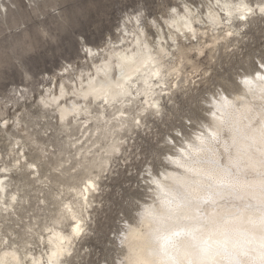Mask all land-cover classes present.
<instances>
[{
    "label": "rangeland",
    "instance_id": "obj_1",
    "mask_svg": "<svg viewBox=\"0 0 264 264\" xmlns=\"http://www.w3.org/2000/svg\"><path fill=\"white\" fill-rule=\"evenodd\" d=\"M246 1L254 8L257 3H264V0ZM212 2L0 0V171H7L8 193L15 192L17 197L15 213L0 219V240L5 239L4 246H26L32 254L44 255V228L52 227L67 202H78L75 189L94 179L92 208L87 215L81 214L85 232L75 238L67 262L125 264L128 252L125 238L129 230L140 228L153 207L178 200L166 191L165 183L170 175L182 172L179 163L189 162L190 158L205 163L197 160L190 149L201 145L200 137L214 143V135L207 130L215 116L240 112L238 109H243L241 105L247 99L252 105L250 112L264 109L262 101L250 98L245 91L253 83L245 81L264 80H259V75L264 77L261 12L248 23L236 17L231 37L226 36L228 26L210 24L204 16L201 20L205 22H195L194 34L187 32L186 37L180 34L165 62L166 85L157 92H162L161 112H141L142 123L120 134L117 153L110 147L114 140L105 138L103 129L92 138L84 134L85 126H81L85 116L76 118L77 123L71 122L72 118L64 123L58 117L56 104H44L58 95L64 84L68 97L61 101L69 104L79 78L85 80L87 74H92L93 66L100 63L112 46H125L135 28L144 29L149 41L155 42L156 27L161 26L168 38L165 22L174 14L173 9L184 12V6L188 5L204 15ZM41 34L55 36V41H45ZM124 38L126 41H122ZM91 49L95 56H90ZM227 101L232 105L228 107ZM141 104L144 100L131 107V118ZM100 106L91 103L93 116L101 115ZM106 116L114 119V111ZM245 119L242 117L241 121ZM97 124L93 120L90 130ZM224 129L221 136L228 139L230 132ZM95 141H99L98 145L91 147ZM73 143L89 151L100 149L104 156V151L111 150L108 165L93 168L90 157L86 162L76 155ZM223 156L219 162L227 160ZM214 161V167H221ZM28 163L36 169H28ZM191 200L198 201L193 197ZM232 203L225 206L231 208ZM61 227L67 232L70 222Z\"/></svg>",
    "mask_w": 264,
    "mask_h": 264
},
{
    "label": "bare ground",
    "instance_id": "obj_2",
    "mask_svg": "<svg viewBox=\"0 0 264 264\" xmlns=\"http://www.w3.org/2000/svg\"><path fill=\"white\" fill-rule=\"evenodd\" d=\"M255 7L246 0H214L204 15L188 5L184 6V12L175 9L170 20L165 22L168 38L161 26L156 27L155 42L149 41L144 29L135 28L128 36L131 38L127 39L129 42L123 47L112 46L100 63L93 66L92 74H87L86 81L79 78L78 85L72 88L74 99L69 104L61 101L67 95L65 84L60 86L58 95L52 94V98L44 104H56L58 117L64 123L68 118L77 123L76 118L85 116L81 126H85L84 134L88 133V137L92 138L99 129H103L105 138L114 140L110 147L117 153L120 150V134L136 126V123H142L141 112H161L159 100L162 92H157L166 85L168 70L165 69V62L172 55V48L176 46L180 34L184 37L187 32L194 34L195 22L202 21L204 16L210 24L228 26L226 36L231 37L234 35L235 18L248 23L258 17L264 3H257ZM204 19L202 22L206 21ZM92 51L90 56H95ZM261 77L259 75V80ZM105 78L118 82L119 100H110L107 94L93 91ZM250 81L258 82L252 78ZM251 84L245 91L249 92L250 98L260 100L264 105V80ZM143 100L144 104L131 118V107ZM247 100L241 105L243 109H238L240 112L233 113L231 110L228 116H215L207 130L214 135V143L200 137L201 145H189L197 160L205 163H196L191 155V160L187 158L189 162L183 160L179 163L176 160L183 170L170 175L165 189L179 202H162L153 207L142 220L140 228L129 230L125 238L128 250L125 264H264V109L260 107L261 111L250 112L252 105ZM93 102L101 104L100 116L92 115L90 109ZM225 103L228 107L232 105L229 101ZM113 111L115 118H107L106 113ZM242 117L246 119L241 121ZM93 120L99 124L90 130ZM224 127L230 132L228 139L225 135L221 136ZM98 143L95 141L91 147ZM72 146L77 148L76 143ZM83 149L77 148L76 155L82 156L85 161L90 157L89 163L93 168L108 165L111 150L104 151V156L100 149ZM223 155L227 159L224 164L218 161L224 158ZM212 159L218 161V165L214 161L215 166L220 163L221 167H214ZM27 165L28 169L35 168L34 164ZM6 172L5 169L0 171V174L3 173L0 175V219L5 214H14L17 205L15 192L8 193ZM95 191L94 179H88L83 188L75 189L78 202H67L60 208L61 216L54 220L52 227L44 228V255L32 254L26 246H4V239L0 240V247H3L0 249V264H69L67 258L73 252L75 238L85 232V219L81 214L87 215L92 208L91 199ZM192 197L201 203L192 202ZM230 201L234 206L228 208L225 205ZM203 204L206 205L204 208ZM64 222H70L67 232L61 227Z\"/></svg>",
    "mask_w": 264,
    "mask_h": 264
},
{
    "label": "clouds",
    "instance_id": "obj_3",
    "mask_svg": "<svg viewBox=\"0 0 264 264\" xmlns=\"http://www.w3.org/2000/svg\"><path fill=\"white\" fill-rule=\"evenodd\" d=\"M261 8L259 11L264 14V11H262ZM41 39L47 41V40H52L53 42L55 41V36H50L48 34L44 35L41 34ZM123 70V69H122ZM94 92H97L98 94H107L108 98L110 100L115 99L119 100L120 98V91H119V84L116 81H113L109 78H105L102 82H100L98 87L93 88Z\"/></svg>",
    "mask_w": 264,
    "mask_h": 264
},
{
    "label": "snow or ice",
    "instance_id": "obj_4",
    "mask_svg": "<svg viewBox=\"0 0 264 264\" xmlns=\"http://www.w3.org/2000/svg\"><path fill=\"white\" fill-rule=\"evenodd\" d=\"M173 11H175V9H173ZM262 11H264V9H262ZM261 79H264V77H261ZM245 83H251V81H245Z\"/></svg>",
    "mask_w": 264,
    "mask_h": 264
}]
</instances>
